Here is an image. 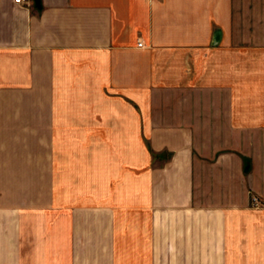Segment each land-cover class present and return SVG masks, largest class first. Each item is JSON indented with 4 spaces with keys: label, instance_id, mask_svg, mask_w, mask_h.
<instances>
[{
    "label": "crops",
    "instance_id": "crops-1",
    "mask_svg": "<svg viewBox=\"0 0 264 264\" xmlns=\"http://www.w3.org/2000/svg\"><path fill=\"white\" fill-rule=\"evenodd\" d=\"M0 264H264V0H0Z\"/></svg>",
    "mask_w": 264,
    "mask_h": 264
},
{
    "label": "built area",
    "instance_id": "built-area-1",
    "mask_svg": "<svg viewBox=\"0 0 264 264\" xmlns=\"http://www.w3.org/2000/svg\"><path fill=\"white\" fill-rule=\"evenodd\" d=\"M16 3H24L26 0H13ZM252 201H255V198H252Z\"/></svg>",
    "mask_w": 264,
    "mask_h": 264
}]
</instances>
